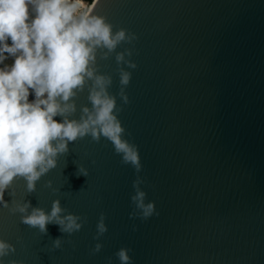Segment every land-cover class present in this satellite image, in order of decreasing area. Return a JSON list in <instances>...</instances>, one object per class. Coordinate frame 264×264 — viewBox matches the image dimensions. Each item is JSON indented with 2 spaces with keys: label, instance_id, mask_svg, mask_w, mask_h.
Masks as SVG:
<instances>
[{
  "label": "water",
  "instance_id": "95a60500",
  "mask_svg": "<svg viewBox=\"0 0 264 264\" xmlns=\"http://www.w3.org/2000/svg\"><path fill=\"white\" fill-rule=\"evenodd\" d=\"M87 4L114 31L138 37L116 49H133L127 58L137 65H121L132 74L129 103L118 95L115 53L102 59L98 52L97 65L112 76L109 92L122 107L123 135L137 146L142 169L122 163L110 140L86 135L69 143L35 192L17 178L4 193L9 204L25 200L50 211L59 198L86 220L71 235L56 224L44 235L0 205V238L16 248L4 264H106L108 257L120 264L115 253L121 247L130 249L132 264H264V0ZM88 94L87 86L78 93L69 119L91 106ZM79 164L87 177L76 175ZM137 175L146 202L155 204L148 219L129 216ZM49 180L59 191L45 186ZM101 213L108 230L97 241ZM57 237L62 247L54 249ZM97 242L103 247L92 255Z\"/></svg>",
  "mask_w": 264,
  "mask_h": 264
},
{
  "label": "clouds",
  "instance_id": "9594fccd",
  "mask_svg": "<svg viewBox=\"0 0 264 264\" xmlns=\"http://www.w3.org/2000/svg\"><path fill=\"white\" fill-rule=\"evenodd\" d=\"M113 27L106 16L90 11L83 0H0V64L5 54L13 58L10 66L0 68V205L12 214L19 213L23 224L44 235L48 224L59 225L60 232L71 235L81 229L86 218L62 207L59 198L46 211L25 200L13 199L9 204L4 193L17 178L26 181L28 193L35 192L40 178L56 167L60 155L69 152L70 142L86 135L99 142L103 136L112 142L122 163L131 164L137 173L142 169L137 146L123 135L125 129L117 115L122 107H117L116 96L109 92L112 76L98 71L97 53L102 59L115 53L121 85L118 95L124 104L129 103L125 88L132 74L121 65L130 69L137 65L127 58L133 49H116L138 37L125 28L114 31ZM86 86L91 106H80V118L69 119L77 111L75 98ZM30 90L35 97L32 101L28 99ZM56 116L63 119L57 121ZM76 175L87 177L88 169L79 164ZM142 183L143 178L137 175L130 218L148 219L156 212L154 202H146ZM45 186L52 188V181ZM107 230L101 213L94 239L99 241ZM52 246L61 248L62 237L52 240ZM102 247L97 242L91 254ZM15 251V245L0 238V264ZM129 252L121 247L115 253L120 264H132ZM106 264H111V257L106 258Z\"/></svg>",
  "mask_w": 264,
  "mask_h": 264
},
{
  "label": "rangeland",
  "instance_id": "374dc122",
  "mask_svg": "<svg viewBox=\"0 0 264 264\" xmlns=\"http://www.w3.org/2000/svg\"><path fill=\"white\" fill-rule=\"evenodd\" d=\"M87 8L89 6V4H87V2L85 1V4H84ZM5 60L3 61L2 64H0V68H4V67H8L11 65L12 61H13V58L11 56H8L7 54H5ZM34 97V94H32V92L30 91L29 93V101H32V98Z\"/></svg>",
  "mask_w": 264,
  "mask_h": 264
},
{
  "label": "trees",
  "instance_id": "16d2710c",
  "mask_svg": "<svg viewBox=\"0 0 264 264\" xmlns=\"http://www.w3.org/2000/svg\"><path fill=\"white\" fill-rule=\"evenodd\" d=\"M84 1H86L87 3H91L92 2V0H84ZM9 43H11V41H9Z\"/></svg>",
  "mask_w": 264,
  "mask_h": 264
},
{
  "label": "bare ground",
  "instance_id": "6f19581e",
  "mask_svg": "<svg viewBox=\"0 0 264 264\" xmlns=\"http://www.w3.org/2000/svg\"><path fill=\"white\" fill-rule=\"evenodd\" d=\"M83 4H85V1L83 0ZM91 8V5L89 4V6H88V9H90Z\"/></svg>",
  "mask_w": 264,
  "mask_h": 264
},
{
  "label": "flooded vegetation",
  "instance_id": "af4514ba",
  "mask_svg": "<svg viewBox=\"0 0 264 264\" xmlns=\"http://www.w3.org/2000/svg\"><path fill=\"white\" fill-rule=\"evenodd\" d=\"M31 91V90H30Z\"/></svg>",
  "mask_w": 264,
  "mask_h": 264
}]
</instances>
